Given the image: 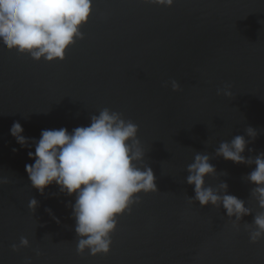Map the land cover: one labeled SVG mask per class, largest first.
I'll use <instances>...</instances> for the list:
<instances>
[{
	"label": "water",
	"instance_id": "1",
	"mask_svg": "<svg viewBox=\"0 0 264 264\" xmlns=\"http://www.w3.org/2000/svg\"><path fill=\"white\" fill-rule=\"evenodd\" d=\"M81 31L63 61L37 62L0 43V179L8 180L0 184V264H264V239L251 244L243 226L260 211L244 179L255 165L215 156L221 142L248 140L247 127L258 135L245 158L264 152V0H174L172 7L93 0ZM225 84L230 98L217 95ZM103 108L139 126L158 192L139 194L140 203L117 218L110 253L93 257L76 253L75 196L55 183L41 195L25 165L34 163L28 152L43 130L71 133ZM14 122L28 146L11 136ZM196 153L212 157L216 169L206 186L227 183L252 210L239 231L222 206L189 201L186 169ZM21 236L30 246L14 253Z\"/></svg>",
	"mask_w": 264,
	"mask_h": 264
},
{
	"label": "clouds",
	"instance_id": "2",
	"mask_svg": "<svg viewBox=\"0 0 264 264\" xmlns=\"http://www.w3.org/2000/svg\"><path fill=\"white\" fill-rule=\"evenodd\" d=\"M141 2L165 7L174 4V0ZM92 3L93 0H0V43L7 50L27 54L37 62L63 61L67 49L84 39L81 29L90 18ZM171 87L173 91L180 90L175 80ZM231 87L225 84L217 89V95L232 97ZM90 119L89 126L77 127L71 133L66 128L43 130L40 139L32 141L35 153L29 151L28 156L34 163L25 165V170L31 187L41 195L55 183L61 193L75 196L72 215L78 241L76 253L83 255L87 250L95 257L110 253L117 218L130 212L131 205L140 203L139 194L158 190L152 168L144 163L146 153L138 138L139 126L109 108ZM23 131L21 124L14 122L10 134L21 147H26L29 140ZM245 132L248 140L237 135L231 141L221 142L215 156L237 165H255L244 179L254 186L250 195L260 211L251 224L243 226L249 242L257 244L264 239V152L245 158L248 143L258 135L252 127ZM211 159L206 153H196L188 165L186 183L194 186L195 193L194 198L188 199L201 207L222 206L232 227L239 231L242 218L252 215V210L243 200L228 194L227 183L216 188L206 186V178L217 175ZM2 183H8L7 178L0 179ZM38 206L35 198L29 200L30 211L34 213ZM29 246V240L21 236L19 245L13 244L11 251L18 253ZM35 255H41L39 249ZM25 264H32L31 259H26Z\"/></svg>",
	"mask_w": 264,
	"mask_h": 264
}]
</instances>
